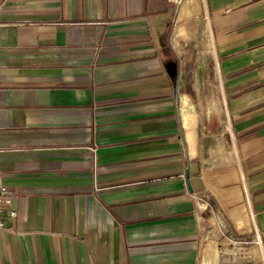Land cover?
I'll use <instances>...</instances> for the list:
<instances>
[{
	"label": "crops",
	"instance_id": "obj_1",
	"mask_svg": "<svg viewBox=\"0 0 264 264\" xmlns=\"http://www.w3.org/2000/svg\"><path fill=\"white\" fill-rule=\"evenodd\" d=\"M0 149V264H264V0H0Z\"/></svg>",
	"mask_w": 264,
	"mask_h": 264
},
{
	"label": "built area",
	"instance_id": "obj_2",
	"mask_svg": "<svg viewBox=\"0 0 264 264\" xmlns=\"http://www.w3.org/2000/svg\"><path fill=\"white\" fill-rule=\"evenodd\" d=\"M184 0H167L168 5L177 8ZM0 149V154L3 152ZM16 212L11 207V199L6 195V188L3 183V173L0 169V230L13 233L11 222L15 219Z\"/></svg>",
	"mask_w": 264,
	"mask_h": 264
},
{
	"label": "water",
	"instance_id": "obj_3",
	"mask_svg": "<svg viewBox=\"0 0 264 264\" xmlns=\"http://www.w3.org/2000/svg\"><path fill=\"white\" fill-rule=\"evenodd\" d=\"M184 180H185V185L188 189L189 192H192L191 185L188 179V168L185 169L184 171Z\"/></svg>",
	"mask_w": 264,
	"mask_h": 264
}]
</instances>
